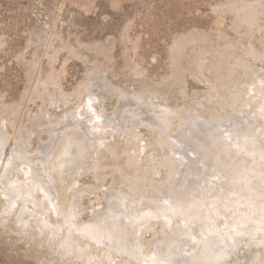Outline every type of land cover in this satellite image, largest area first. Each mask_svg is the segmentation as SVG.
Wrapping results in <instances>:
<instances>
[{
	"label": "rangeland",
	"instance_id": "374dc122",
	"mask_svg": "<svg viewBox=\"0 0 264 264\" xmlns=\"http://www.w3.org/2000/svg\"><path fill=\"white\" fill-rule=\"evenodd\" d=\"M258 76L264 78V0H0V166L8 153L0 174V264H155L151 260L166 248L163 236L170 238L177 222L150 219L151 212L143 211L154 207L149 199L164 202L168 191L193 189L201 197L197 186L186 181L192 179L187 175L191 171L179 164L168 190L150 194L152 187L169 177L166 166L158 164L164 152L145 125H136V136L147 149L129 161L121 152L126 141L121 134L113 136L108 131L104 135L98 128L89 130L87 123L81 128L68 127L61 134L50 130L67 123L66 116L81 105L85 108L82 119L91 116L87 111H94L86 104L92 95L96 109L107 116L117 112L120 98L131 102L138 98L144 108L168 107L171 113L165 120L171 134L182 133V127L187 129L196 117L201 124L202 117L223 120L229 128L241 122V131L246 128L252 138L264 130V112L257 107V99L246 101L264 94ZM247 102L249 106H245ZM128 112L140 123L138 110L128 106L122 116ZM114 131L118 133L119 127ZM58 134L61 139L55 140ZM226 134L215 144L219 157L236 167L251 161L246 152H231L228 145H234ZM101 138L107 147L117 146V153L102 147ZM260 138L264 143V134ZM95 139L98 141L92 142ZM21 144L26 145L23 156L41 163L44 176L53 182L55 207L48 204L49 213L42 210L40 192L27 194L36 184L25 177L19 163L10 161ZM48 144L55 148L41 153ZM64 153L68 156L59 167ZM168 154L171 157L172 151ZM169 163L165 162L173 171ZM155 165L153 185L148 187L145 174ZM260 166L262 169L264 164ZM254 176V180L264 177L263 173ZM129 179H136L134 186L125 185ZM145 187L148 190L143 191ZM216 187L207 189L208 200L203 201H208V207L218 195ZM10 188L14 191L11 203L6 192ZM122 190L132 194L133 206L131 196L120 197ZM72 206L75 215L69 217L64 209ZM110 206L117 208L116 217ZM126 208H133L131 212L143 219L131 224L119 212ZM231 213L215 215L214 223L203 225L202 238L218 235ZM118 217L121 222L116 221ZM191 218L187 214L186 219ZM92 223L105 231L103 244L81 235L82 228ZM191 228L198 230L193 224ZM250 235L248 240L239 236V242L264 239V227ZM114 238L120 241L118 251L110 248ZM127 239L137 250L135 256L125 251ZM199 243L189 237L177 249L182 255L195 253ZM243 252L241 248L230 251L231 260L225 263L236 264Z\"/></svg>",
	"mask_w": 264,
	"mask_h": 264
},
{
	"label": "bare ground",
	"instance_id": "6f19581e",
	"mask_svg": "<svg viewBox=\"0 0 264 264\" xmlns=\"http://www.w3.org/2000/svg\"><path fill=\"white\" fill-rule=\"evenodd\" d=\"M257 78H259V76ZM258 82H259L258 85L261 84L260 85L261 87L259 86L260 87L259 89H261L262 86L264 85V78H261V80L259 78ZM87 86L88 85H86V87ZM111 91L113 92V90ZM263 92H264V86H263ZM246 97H250V96H246ZM93 99L94 98L92 95L88 96L86 105L88 109L94 112L92 114L87 111V113L91 116H89L86 120L82 119L85 113V108L83 105H81L79 106V109L76 110L78 112L77 114H76V111L74 110L73 113H71L69 116H66L67 123H65L64 125L62 124L63 126L61 125L60 127H58V130L53 128L52 130H50V133L51 132L55 133V131L57 133V131H59L60 132L59 134H61V131L65 130L68 127L72 129L73 128L72 126L75 127L76 125V127H80V125H86L87 123L88 124L87 128L89 130L95 131L98 128L102 132H105L104 135H106L108 131L109 132L112 131L114 133L113 136L121 134V136L123 135L124 139L126 140L123 143L124 147L121 149V152L127 155V159L129 161V159L135 158L138 154L144 153L147 149L145 145L146 143L143 142L140 138H138L139 137L138 135L136 136V132H137L136 125L143 124L148 128V130H150V132L153 135H155L156 146L160 149V151L164 152L160 158L161 161L158 164L160 166L162 165L166 166L167 168L166 173H167V176L169 177V180H167V182H165L164 180L160 182L158 187H152V189L149 190L150 194L151 193L162 194L163 189H167L168 186L171 185V183L173 182V177L175 173H178L175 170L179 167V164L181 163L184 166H187V168L191 171V173L187 171V175L192 176V179L188 178L186 180L187 183L191 185V187L193 185L197 186V188L199 189L201 193V197L197 196L194 193V191L191 192L193 189L190 187L192 189L191 191L182 190V189L171 191V192L168 191L169 196L162 203L154 202L152 201L153 199L148 198L149 203L154 204L153 205L154 207H149L147 210L143 212L145 213L148 211L151 212L152 216H150V219H155V220L164 219L166 222L167 220L172 219L174 222L175 221L177 222L175 224L176 229L173 235L170 236V238H165V236L167 235L163 236L164 237L163 243L164 245H166V248H164L163 253L158 254L157 257L154 258L153 261L151 260L150 263H155V264L156 263L158 264H223L224 263L226 264L228 263V261L230 262L231 260V258L230 259L228 258L230 255L229 252L230 251L232 252L233 250L241 248L242 250L244 249L245 252L242 253L243 255L240 258L236 259L237 261L234 259L236 261L235 262L236 264L237 263L238 264H264V251H263L264 239H260V240L257 239L256 241L255 239L254 241L250 240V242L251 241L253 242L250 243L248 241V243L246 244L244 243L245 242L244 241L243 245L241 242H239V239H238L241 236H244V240L246 238L247 240L248 238L251 239L250 233L252 231H255L256 229H261L264 227V183L263 185L261 184V181L264 182V177H262V179L258 178L254 180V177H255L254 175H256L257 173H260V174L263 173V176H264V167H262L261 169V166H260L261 163L264 164V143L262 142L263 140L260 138V136L264 134L263 129L259 131L257 136L255 135V137L253 136L252 138H250L249 131L245 130L246 128L245 129L243 128L244 130L241 131L242 129L241 127H243V124L241 122H238L236 126L229 128L228 126H226L225 124L226 122H224L223 120L219 121L218 119V121H215V120L212 121L208 119H203L201 117L199 118L200 122H202L200 124L197 122L199 120H197L198 118L196 117L197 119L194 118L192 122L189 124L188 126L189 129L187 127H186L187 129H184V126H183L182 127L183 130H181L182 133L180 134L178 133L179 135H175V134H171L168 131L169 125L167 126L168 122L165 120V117L171 113L170 111H168L169 109L168 110L166 109L168 107L164 108V106L163 107L152 106L151 108H146V107L144 108L143 106H140L138 104L140 103V100L138 98L137 99L135 98L136 102H134L135 100L133 102H131V100L124 101V98L123 99L120 98L121 102L119 101L120 105L118 107L117 112L114 113V116L113 114L107 116L106 115L107 113H104L103 111H98L96 109V107L93 104L94 102ZM252 99H257L255 100L257 102V107L260 108L262 112H264V94L259 97L255 96V97L248 98V100L246 101L250 102ZM250 103L247 102L246 104L245 103L244 104L245 106H249ZM128 106L139 111L138 116L140 118L139 120L140 123L137 121L136 117H133V115L129 114V112H128L129 116L128 114L126 116L123 115L125 117L122 116V112L124 111V109H126V107L128 108ZM254 108H256V106ZM251 113H253L254 119L257 120L256 110L253 109ZM241 115L245 119H249L248 114H245L244 112H242ZM263 116L264 115H262V117ZM233 117H234V114H233ZM238 119L239 117L235 114L234 120L238 121ZM126 122L127 124L124 125V123ZM52 123L56 124L57 121L55 122L51 121V124ZM128 123L130 124L132 123V126H129L130 124L128 125ZM254 124L256 123L252 124L253 127H254ZM217 126H220L221 128L225 127V130L223 132H219ZM117 127H119V130H120L118 133L114 131ZM85 130L87 131V129ZM253 130L256 131L257 128L254 127ZM225 133L229 134V136L227 137L230 139V144L234 145V147H231L230 145H228V147L231 149V152L234 153V155L239 154L240 152H246L249 155L248 157H251V161H247V159L244 156H242L241 160L243 162L244 161H247V162L240 165L239 167H236L237 165L230 164L229 162L222 160L221 155L219 157V153L216 148L217 146H215V144L218 143V141H221L223 139L222 135ZM250 133L252 135L254 134V132L252 131H250ZM59 134L57 136V139L55 137V140L61 139V137H59ZM166 137H168V139H166ZM21 138H23L22 135H21ZM97 141H98L97 139L92 140V142H95V143ZM99 141H102L103 143V138H101ZM102 145H103L102 147H104L105 149L108 148L110 152L117 153V146L116 148H114V146L107 147V144H105V142ZM20 146L21 148L16 147V149H14L15 151H13V154H11L10 161L12 162V164L16 162L15 165L19 163L21 172H23L25 177H27V179H29V181H31L32 184L33 183L36 184V186L31 185L29 187V191L27 194L29 196H32V194H34L35 192H40L43 196L42 210L45 213H49L51 207L52 208L53 206L55 207L54 202H53L55 201L53 199V196L55 195V189H54L53 182L49 178L44 176V171H43L41 163L31 162L27 160L25 156H23L26 150L25 148L26 145L24 146V144H21ZM54 146L52 147V145H50V146H46L45 148H42L43 151L41 153L43 152L46 154L49 153V151H51L50 150L51 147L55 148ZM100 148H101V145L96 147L95 149L98 150ZM166 149H167V152H165ZM169 150L172 151L171 157H169V154H168ZM70 151L71 150H69V152ZM1 152L3 151H2V148L0 147V157L2 154ZM53 152L54 151L52 150L51 153ZM7 154L8 153L4 155L3 159L5 160H2V164L0 166V174L4 167V162H6L7 160L6 159L8 157ZM188 154H191L194 158H190ZM175 155L179 156L180 158L176 159ZM67 156L68 155H66L65 153L62 155L61 163L59 162L58 164L59 167L64 165V160L66 159ZM153 159L154 161L156 160V156L154 154H153ZM165 162H170L172 164L171 167L173 171H170V169L167 167ZM155 169H156V165L154 167L151 166L150 173L145 174L148 187L153 185ZM71 177H72V174H71ZM135 181L136 179H129V182L126 183L125 185L128 186L130 184L131 186H134ZM6 185H7V182H6ZM10 185H12V183H10ZM75 185L76 184H74V186ZM215 185L218 186V188L217 187L215 188L217 189L218 195L215 197L214 200H211L209 202L210 206L208 207V205H205V204H208V201H206L205 203L203 200L207 199L205 196L207 193V189ZM147 188L145 187L143 191L148 190ZM6 192L8 193L7 200L9 202L13 199L12 194H14V191L13 189L10 188V189H7ZM120 193H121L120 197H122L123 199H126V197L132 195V194L131 195L129 194L130 192H128V190H122V192ZM115 194H119V193L117 192ZM133 198L134 197H132V199ZM143 199L145 198L143 197ZM111 200L109 199V201ZM135 201L136 200H134V203L131 202L132 203L131 206L135 204ZM48 204L51 207H48ZM71 205H69V208ZM67 209L68 208L64 209V212L66 211L68 216L71 217L75 212L74 206H72L71 209H68V210ZM116 209H117L116 207H111V206L109 207L110 213H113L115 217L117 215ZM132 209L126 208L124 210L119 211L120 214L123 215L122 218L131 219L130 221L132 222L131 224L136 223L137 221H139V219H143L142 216L131 212ZM229 212H232V213L229 215L230 216L229 219L226 220L224 227L219 229V232L217 233L218 235H215L214 238L213 236L212 238L210 237L202 238L201 233L203 231V227L206 224L210 225V223L211 224L212 222L214 223L215 221H213V219L215 220L214 218L215 215L218 216L221 213L226 214ZM187 214L188 215L191 214L192 218L189 220L186 219ZM68 216H65V218L66 217L69 218ZM217 216L215 217L217 218ZM116 221L121 222V218L118 217ZM180 224H183V226L180 227L179 226ZM192 224L193 226L195 225V228H198V230L192 229L191 228ZM127 225L128 226L126 227H130L129 224ZM165 226L166 224H163V227ZM124 231H125V234H124V237H125L128 234L126 230ZM199 231H200V234H199ZM80 233L84 239L85 238L90 239L99 244L100 243L103 244L104 242L105 231H103L99 227L98 223H92L90 225L84 226L82 230L80 231ZM189 237H194L197 240L199 239L200 241L199 248L197 252L195 253L194 251L193 252L186 251V253L182 255V253L178 251L177 247L180 243H183V241H186V239ZM241 239H243V237ZM112 241L114 242V246L110 248L114 251L115 250L118 251L119 248L116 245L120 243L119 239L116 240V238H114L112 239ZM128 243L130 246L128 245L125 251H129L131 256H135L137 254V250L133 249L132 242H130L129 239H127V244ZM253 247L255 248L256 251L253 249Z\"/></svg>",
	"mask_w": 264,
	"mask_h": 264
}]
</instances>
